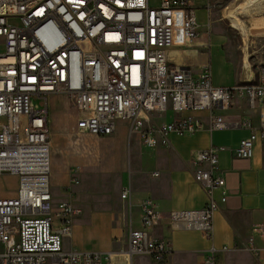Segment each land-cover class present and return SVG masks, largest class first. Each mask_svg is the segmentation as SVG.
<instances>
[{
    "label": "built area",
    "instance_id": "built-area-1",
    "mask_svg": "<svg viewBox=\"0 0 264 264\" xmlns=\"http://www.w3.org/2000/svg\"><path fill=\"white\" fill-rule=\"evenodd\" d=\"M194 1L0 0V175L18 180L14 195L0 196V264H133L136 256L161 263L168 246L152 229L164 222L212 238L213 191L225 183L213 145L194 156L193 177L206 191V203L163 213L144 197L140 227H133L129 217L125 245L106 252L63 249L62 237L70 234L82 209L71 194L54 207L48 176L49 94L68 100L75 132L107 135L123 119L129 134H138L147 146L167 145L170 132L193 134L203 125L180 112L205 110L211 130L248 129L234 149L236 156H250L257 139L264 143V67L252 82L216 86L209 60L195 73L169 59L171 49L188 46L199 35ZM203 1L209 28L212 3ZM235 97L257 112L256 125L249 118L227 122L215 112ZM169 109L174 113L170 121L153 119ZM72 170L70 185L79 182L80 168ZM129 197L130 187L123 188L120 198ZM254 231L264 239V221ZM247 248L261 251L252 237ZM215 252L211 247L198 264H221Z\"/></svg>",
    "mask_w": 264,
    "mask_h": 264
},
{
    "label": "crops",
    "instance_id": "crops-1",
    "mask_svg": "<svg viewBox=\"0 0 264 264\" xmlns=\"http://www.w3.org/2000/svg\"><path fill=\"white\" fill-rule=\"evenodd\" d=\"M212 8L209 14V28L207 10L203 0H195L199 35L190 45L173 48L168 52L170 61L179 65L191 66L195 73L199 66L209 60L212 83L216 86H232L239 83L252 82L256 79L259 68L253 69L248 64L234 61L236 54L226 48L228 36L217 31L212 32L214 20L211 18L222 5L223 0H210ZM214 18V17H213ZM264 19V18H263ZM206 28V30H202ZM212 54V63H211ZM52 106V117L48 120L49 129V185L53 206L56 203L72 197L75 191L70 185V169L75 167H89L100 173V176L116 175L118 177V196L112 197V203L104 198L99 209L85 214L84 203L80 216L74 218L71 232L63 238L73 240V248L66 251H111L123 247L126 243V234L131 218L135 228L140 227V201L144 197L152 199L157 209L163 213L171 210L198 209L207 201L206 191L193 177L194 156L199 150L210 145L217 147L218 172L224 177L222 188L213 191L216 210L212 216V238H206L196 229H172L167 223H160L152 229L153 235L164 240L168 246L165 260L175 261L180 255L195 257L196 264L211 248L216 249L215 255L221 264H227V254L230 255V264H264V239L254 227L264 221V143L259 139L252 144L251 154L248 157H239L234 149L240 140L248 135V129L230 126L223 129L208 127L207 111H182L181 117H195L202 121V127L193 134L180 135L170 132L167 136V145L147 146L138 134H129V122L123 119L115 121L114 130L107 135L95 136L86 131H73L75 117L72 115L64 120L60 108L56 106V98L68 100L57 94H49ZM171 116L163 119L153 115L157 123L170 121ZM215 112L223 115L227 122H234L249 118L252 124L258 123V115L247 107L243 97H235L231 105ZM73 135L75 140H82L81 148L83 161L81 165L66 162L55 165L53 157L58 144L65 147L69 144L77 148V141L70 142L65 134ZM118 138L122 152L118 166L101 165L96 156L95 147L99 141H109ZM133 141L151 152V166L147 171L136 168L134 160L127 161V146ZM69 142V143H68ZM96 156V157H95ZM157 172V175H153ZM127 173V181L125 174ZM130 187L129 199L120 198L123 188ZM226 195L222 200V193ZM78 205V204H77ZM79 206V205H78ZM57 225V223L55 224ZM252 237L253 245L261 248L254 254L247 248L248 239ZM223 247L228 250H221ZM151 264L155 263L146 256ZM137 256L133 259L136 263Z\"/></svg>",
    "mask_w": 264,
    "mask_h": 264
},
{
    "label": "rangeland",
    "instance_id": "rangeland-1",
    "mask_svg": "<svg viewBox=\"0 0 264 264\" xmlns=\"http://www.w3.org/2000/svg\"><path fill=\"white\" fill-rule=\"evenodd\" d=\"M220 5L222 6L217 9L215 15L211 16L216 23L211 28L212 32L217 31L219 28L220 32L228 36L226 48L236 54L234 61L245 64L249 63V66L253 69L264 67V0H223ZM202 30H206V28H202ZM1 50L2 47H0ZM55 101L56 106L60 108L63 119H68L72 115L71 106L66 104L65 100L58 97ZM39 104H42V102L39 101ZM52 114L51 99L48 97L49 119L52 117ZM170 116V109L162 114L163 119H168ZM65 138L70 140V142L77 141L78 146L74 148L66 144L63 147L61 144H58V150H56L53 157L54 164L62 165L66 162H71L84 165L82 163L83 154L81 148L83 141L75 140L76 138L73 135L67 133L65 134ZM95 153L101 165L111 164L112 166H118L121 162L122 152L120 150L119 140L116 137L111 138L108 142L99 141L96 144ZM150 157L151 152L141 147L137 141H133L127 146V161L129 160L130 163V161L134 160L137 169L147 171L152 164L150 163ZM79 168L80 171L76 172V177L79 182L72 185L75 191L73 198L81 209V206L84 207V203L88 202L89 207H85V214L99 209L104 198L112 203V197L118 196L119 192L118 177L116 175L100 176V173L89 167ZM72 169H70L71 178L74 172ZM126 179L127 173L125 174ZM17 186L18 180L16 176L0 175V196L14 195ZM54 212L56 211L53 207V216L55 215ZM57 221V216H54L53 223L56 224ZM62 247L72 249V238L62 237ZM229 257L230 255L227 254V264H230ZM136 263L151 264L141 256H137ZM161 264H196V258L188 257V255H180L175 261L169 259L164 262L162 261Z\"/></svg>",
    "mask_w": 264,
    "mask_h": 264
},
{
    "label": "water",
    "instance_id": "water-1",
    "mask_svg": "<svg viewBox=\"0 0 264 264\" xmlns=\"http://www.w3.org/2000/svg\"><path fill=\"white\" fill-rule=\"evenodd\" d=\"M221 3H219V5H220Z\"/></svg>",
    "mask_w": 264,
    "mask_h": 264
}]
</instances>
